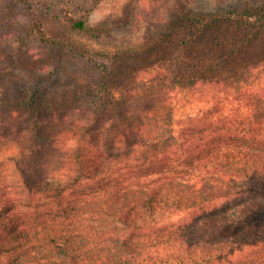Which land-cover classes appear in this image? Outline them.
Masks as SVG:
<instances>
[{"label": "trees", "instance_id": "16d2710c", "mask_svg": "<svg viewBox=\"0 0 264 264\" xmlns=\"http://www.w3.org/2000/svg\"><path fill=\"white\" fill-rule=\"evenodd\" d=\"M10 1L27 8L40 43L89 59L88 48L48 36L30 0ZM70 7L61 12L67 28L94 37L85 10ZM225 25L234 30L211 35ZM168 31L181 41L164 76L124 88L112 67L131 49H103L109 60L87 67L100 76L73 90L81 104L69 117L36 88L67 85V75L33 80L30 120L0 152L24 148L19 162L32 169L49 147L55 168L16 184L19 200L0 186V264H264V87L232 88L218 73L247 55L240 64L252 80L264 71V15L194 5ZM205 36L221 43L204 45ZM60 63L56 71L67 68ZM185 93L209 105L175 121ZM236 221L246 226L221 233Z\"/></svg>", "mask_w": 264, "mask_h": 264}, {"label": "rangeland", "instance_id": "374dc122", "mask_svg": "<svg viewBox=\"0 0 264 264\" xmlns=\"http://www.w3.org/2000/svg\"><path fill=\"white\" fill-rule=\"evenodd\" d=\"M30 1L41 19L45 33L53 38L59 37L68 43L88 48L90 62L89 59L75 56L69 50L65 51L40 43L38 37L34 36L30 30L32 24L27 8L12 3L10 0H0L1 142H6L11 136H15L13 133L28 124L30 112L27 103L30 102L31 93L36 87L33 85V80L38 79L39 76L51 78L58 73L67 75V85H61L51 79L50 84L40 83L36 88L39 89L38 93H42L39 99L41 97L44 99L43 105L61 113L66 112V116L69 117L72 115L71 112L81 104L79 99L72 98L73 90L83 93L84 84L92 82L100 76L87 67L91 68L94 62L105 65L108 62L109 57L102 55L103 49L108 51L117 50L118 47L131 49L126 50L130 52L129 58L117 59V64L112 67V70L117 71L115 74L117 78L124 81L122 82L124 88L130 86L129 89H142L148 81L164 76L163 68L167 66L168 59H175L179 54L181 36L178 34H173L172 37L168 36V25H178L188 7L197 5L204 10H212V12L234 9L245 11L250 15H264V0H71L73 3H70L69 0ZM69 4L75 10H85L88 24L95 27L94 37L90 34L71 32L67 28L61 12L70 10ZM225 29L234 30L232 25H225L211 35L219 38L217 33ZM261 42L262 39H260ZM202 43L204 45L218 43L219 45L221 42L216 40L211 43L210 39L205 36ZM224 45L228 47L230 42L227 41ZM251 56L253 55H247L244 59L238 57L237 61L229 64L227 69L218 72L222 75V79L230 81L232 88L242 86L241 80L242 82L244 80L251 81L253 89L264 87V71L255 80H252L254 73L245 71L244 66L240 64L243 61L250 62L254 58ZM263 58L264 54L261 60ZM59 61L63 64L67 63V68L60 67L61 71H56ZM21 80L22 83L26 81L28 86L25 88L21 86L18 89L15 82ZM84 81L86 82L84 83ZM17 90L24 91L22 97L14 96V92L18 93ZM175 94L176 98L183 97V93H178V91ZM147 96L148 94L145 97ZM195 96L192 93H185L187 100L184 101L189 100V102L184 103L183 100L180 102H183V106L179 107L175 121L183 120L189 115L195 116L209 105ZM147 100L149 98L140 103L148 104ZM227 106L231 108L229 103ZM12 113H14L13 116ZM16 124L17 128H15ZM22 150L24 148L16 145L11 146L9 150L0 152V186H3L10 199H20V192L17 190L16 184L21 185L23 181L29 183L37 181L41 177L39 174L52 171L55 168L53 165L54 151L49 147L46 150L41 148L39 157L32 158V169H28L26 165L19 162L18 157ZM8 157L16 162H7ZM17 166L21 171L16 169ZM13 190L16 191V194ZM245 226L244 222L236 221L223 226L221 233H234Z\"/></svg>", "mask_w": 264, "mask_h": 264}]
</instances>
